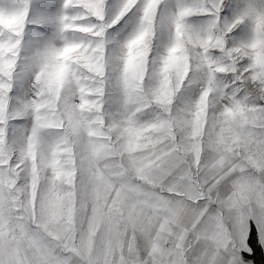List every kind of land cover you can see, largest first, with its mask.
I'll use <instances>...</instances> for the list:
<instances>
[{
    "label": "snow or ice",
    "instance_id": "6c2138e0",
    "mask_svg": "<svg viewBox=\"0 0 264 264\" xmlns=\"http://www.w3.org/2000/svg\"><path fill=\"white\" fill-rule=\"evenodd\" d=\"M0 264H264V0H0Z\"/></svg>",
    "mask_w": 264,
    "mask_h": 264
}]
</instances>
